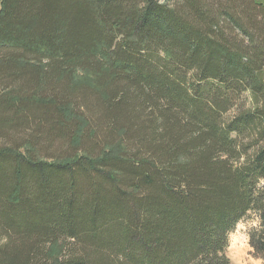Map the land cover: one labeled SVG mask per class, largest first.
<instances>
[{
    "label": "trees",
    "instance_id": "1",
    "mask_svg": "<svg viewBox=\"0 0 264 264\" xmlns=\"http://www.w3.org/2000/svg\"><path fill=\"white\" fill-rule=\"evenodd\" d=\"M170 1L0 0V81L14 86L0 93V126L37 100L57 107L58 127L76 121L81 143L76 87L122 132L95 156L37 161L0 146V264H231L250 212L264 261V13L259 41L237 8ZM243 1L257 23L263 0Z\"/></svg>",
    "mask_w": 264,
    "mask_h": 264
},
{
    "label": "rangeland",
    "instance_id": "2",
    "mask_svg": "<svg viewBox=\"0 0 264 264\" xmlns=\"http://www.w3.org/2000/svg\"><path fill=\"white\" fill-rule=\"evenodd\" d=\"M176 1L177 0L170 1V4L176 5ZM255 1L256 0H253V2ZM201 2L203 5L208 6L209 12L213 16H217L218 13L224 12V8H237L235 10L236 15L238 13L241 17L240 21L247 27V29L250 30L252 34L256 35L255 39L260 41V38H262V32L259 28H257V26L260 27L259 22L263 17L264 8L254 7L251 9L253 13V19L255 21L257 20V23H254V25L253 23L249 22L246 14L248 13V10L245 6H243L246 4L247 0L243 1V7H239L238 4H234L233 0H201ZM262 2L264 3V0ZM252 4L253 3H251V5ZM246 6H249V3H247ZM244 10L246 13L243 12ZM220 22L225 28L226 34L233 36V38L237 36L238 40L241 42L242 40L244 41L245 35L242 34L239 29L231 26L228 19H222ZM247 42L248 41L246 40V43ZM10 88H14L11 82L4 83V81H0V93H3L5 90H11ZM71 90L72 95L70 99L72 100L69 99L68 102H70V104H75L76 102L77 109H79L78 113L81 116H85L88 121V125L85 126L83 131L81 143L75 144L72 136L74 131L78 128L76 121L68 122V126H66L68 129L63 125L58 127V125H60L62 122L60 120L61 113H59L57 107L50 105L45 106V104L43 105L38 103L36 100V103L39 104L38 106H36V104L34 105L33 103H30V105L27 106V113H25V115L23 114L21 117L20 114L19 116L16 115L15 120L17 123L8 125V122L5 121V124H1L0 146L15 147L21 152H25L26 147H30V153H28V156L37 161H50L74 156L77 153H86L88 155L95 156L98 155L106 145H112L119 142L122 139V132H108L109 127L105 124V122H101L99 119L100 117L96 110V108L99 106L97 105L94 92L83 89L81 90L76 87L72 88ZM41 92L45 94L44 90ZM35 97L36 99L44 98L43 95L38 93L35 95ZM48 97L49 96L45 95V98ZM53 99V103H55V105H63L64 103H67L64 102V100L68 98L67 96H64L63 99L56 97ZM10 109H12V107ZM113 110L114 108L107 111V114L104 115L105 119L114 118L117 114H121L120 109H115V111ZM8 111L10 110H5V113H8ZM6 119L4 118V120ZM56 121H59L58 124H56ZM52 125H57V130L56 127H53ZM36 126H40L36 136L37 139L35 137ZM62 127L64 128L62 129ZM52 130H56V132L53 131V133H51ZM88 130H92V132L89 131V135L86 134ZM48 131L49 134L47 133ZM258 224V215L254 212H250L245 219L241 220L236 225L234 231L230 235V244L227 249V254L230 257L231 264H264L262 259L253 255L252 248L249 243V232L252 228L257 227ZM76 248L79 249L80 247L76 246Z\"/></svg>",
    "mask_w": 264,
    "mask_h": 264
}]
</instances>
